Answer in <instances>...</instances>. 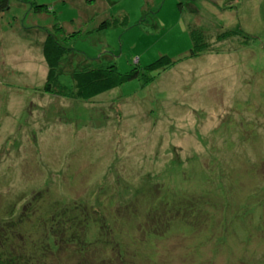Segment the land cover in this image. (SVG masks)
<instances>
[{
	"label": "rangeland",
	"instance_id": "rangeland-1",
	"mask_svg": "<svg viewBox=\"0 0 264 264\" xmlns=\"http://www.w3.org/2000/svg\"><path fill=\"white\" fill-rule=\"evenodd\" d=\"M47 32L70 50L57 79L68 98L42 92ZM193 32L206 50L189 58ZM164 55L175 64L149 84L75 97L82 70L145 73ZM45 192L43 212L55 197L107 220L121 212L118 226L88 233L118 227L132 264H264V0H10L0 12V217ZM169 204L187 225L142 241Z\"/></svg>",
	"mask_w": 264,
	"mask_h": 264
},
{
	"label": "trees",
	"instance_id": "trees-1",
	"mask_svg": "<svg viewBox=\"0 0 264 264\" xmlns=\"http://www.w3.org/2000/svg\"><path fill=\"white\" fill-rule=\"evenodd\" d=\"M9 4L10 0H1L0 12L9 9ZM109 26L110 23L103 22L98 30L103 31ZM193 36L194 46L189 52V58H196L206 50L207 42L203 41L204 36L198 32H193ZM69 51L56 34L47 32L43 46V55L48 66L47 78L42 90L44 94L61 98L70 96L67 88L57 82L61 60ZM174 64L169 56L164 55L148 65L145 73L134 69L130 73L121 74L114 64H110L107 69L90 67L75 75L74 94L78 100L87 102L134 79L143 78L144 82L149 84L152 79L150 73L165 70ZM40 194L32 195V199L30 198L22 206L21 211L16 212L17 206L23 201L20 198L12 205L10 212L0 217V264H132L131 262L136 260L126 254L129 246L121 240L122 233L115 226L121 221L117 217H123L121 212L115 214L113 219L107 220L108 217L102 211L100 214L87 206L68 205L66 197L61 199L55 197L49 202L48 211L43 212L38 203L44 200L47 193L38 198ZM156 195L152 196L156 197ZM158 196L157 203L165 200L161 194ZM169 206L174 209L172 204ZM155 212L154 210L152 219L147 220L148 227L144 226L141 229L142 241L161 240L172 233L174 226L187 225V214L181 211L171 210L168 213L169 218L165 210L161 211L162 213ZM99 215L106 217L107 221L102 220ZM110 223L115 225L110 228L108 234L104 235L98 230L97 237L92 238L88 233L92 226L98 227L99 224H104L108 227ZM171 224L173 225L168 226ZM102 228L105 229V226ZM91 240L93 242H90ZM147 244H141L144 250ZM123 248L126 251L122 250ZM154 250L152 246V252L149 253H156Z\"/></svg>",
	"mask_w": 264,
	"mask_h": 264
}]
</instances>
